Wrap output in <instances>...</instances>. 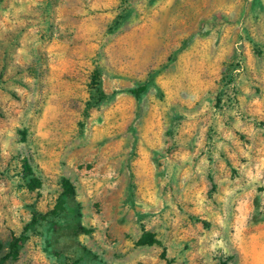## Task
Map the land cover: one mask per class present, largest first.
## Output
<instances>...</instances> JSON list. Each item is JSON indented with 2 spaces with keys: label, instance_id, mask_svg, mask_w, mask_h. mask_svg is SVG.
I'll use <instances>...</instances> for the list:
<instances>
[{
  "label": "rangeland",
  "instance_id": "374dc122",
  "mask_svg": "<svg viewBox=\"0 0 264 264\" xmlns=\"http://www.w3.org/2000/svg\"><path fill=\"white\" fill-rule=\"evenodd\" d=\"M237 48L264 0H0V264H264Z\"/></svg>",
  "mask_w": 264,
  "mask_h": 264
},
{
  "label": "crops",
  "instance_id": "0c3cea01",
  "mask_svg": "<svg viewBox=\"0 0 264 264\" xmlns=\"http://www.w3.org/2000/svg\"><path fill=\"white\" fill-rule=\"evenodd\" d=\"M242 33L244 35L243 39L248 40L249 38L248 31L243 30ZM224 56H226L225 61H224L225 63L224 66H226V64H228L229 62H234V65L236 62H239L240 64L238 65L237 68H236L237 65L232 66L236 68L234 70L235 72L233 73L232 81H233V84L239 87V98L242 99V101L247 100V103L249 105H252L253 103H255V104H258L261 109L264 108V55L255 54L256 61H257V65L255 66V68L252 65L247 66L244 64L243 62L244 56L240 53L239 48L231 50L229 54L226 52ZM222 76L224 77L225 74L223 73ZM254 86L262 89L263 98L259 99L256 97L257 95L254 94V92L252 91Z\"/></svg>",
  "mask_w": 264,
  "mask_h": 264
}]
</instances>
